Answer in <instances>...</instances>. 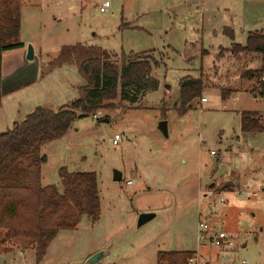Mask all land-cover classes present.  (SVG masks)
<instances>
[{"label": "rangeland", "instance_id": "1", "mask_svg": "<svg viewBox=\"0 0 264 264\" xmlns=\"http://www.w3.org/2000/svg\"><path fill=\"white\" fill-rule=\"evenodd\" d=\"M103 1L110 7L100 13ZM227 8L239 5L236 0H21V39L40 51L43 61L78 44L99 47L107 58L140 53L150 57L158 87L128 90L134 102L118 95L112 108L77 119L61 139L41 147L42 186L62 192L60 168L95 174L99 220L83 216L75 230L59 231L39 263L34 251L14 249L0 254V264H89L98 252L103 257L97 264H156L158 252L175 250L196 252L208 264H264V133L240 128L242 112L264 117L258 81L244 76L259 69L263 57L226 50L232 43L245 45L247 32L264 23L241 24L237 11ZM229 24L233 40L224 34L231 28H222ZM34 62L28 66L33 71ZM63 71L72 86L85 84L74 66ZM50 74L39 75L46 90L56 88ZM185 77L201 78L203 94L180 115L179 84ZM71 93L69 102L78 98ZM25 116L20 109L17 120ZM161 121L167 122V138L157 128ZM116 134L121 141L114 146ZM114 170L121 173L118 182ZM144 213L155 217L138 227ZM199 221L209 225L207 239L199 240ZM213 231L224 232L227 243L215 247L209 240Z\"/></svg>", "mask_w": 264, "mask_h": 264}, {"label": "trees", "instance_id": "2", "mask_svg": "<svg viewBox=\"0 0 264 264\" xmlns=\"http://www.w3.org/2000/svg\"><path fill=\"white\" fill-rule=\"evenodd\" d=\"M20 6L21 0H0V85L2 53L24 46L19 42ZM224 34L233 38L232 32ZM234 49L263 57L259 69L244 74L258 81L259 94L263 96L264 33L249 32L245 46L232 43L231 54ZM114 58H107L99 47L78 44L64 46L55 58L42 60L43 74L65 65L74 66L85 85L77 88V99L57 111L37 107L22 122L0 133V254L12 253L14 249L32 250L39 263L59 231L75 230L83 216L92 223L99 220L100 197L95 174L70 173L60 168L62 192L54 185L42 186L40 149L61 139L77 119L112 108L111 102L118 95L121 101L134 102L127 95L128 90L140 93L157 89L158 82L151 76L149 56L130 53ZM179 86L176 111L184 115L192 108V103L201 98L203 82L201 78L185 77ZM240 115L242 133H264V117L253 112ZM194 254L158 252L156 264H187Z\"/></svg>", "mask_w": 264, "mask_h": 264}, {"label": "crops", "instance_id": "3", "mask_svg": "<svg viewBox=\"0 0 264 264\" xmlns=\"http://www.w3.org/2000/svg\"><path fill=\"white\" fill-rule=\"evenodd\" d=\"M236 3L239 5V8L231 10L227 8L226 11H237V16L235 18L241 23L250 24H259L264 23V0H236ZM22 14L20 9V21L21 29L19 34V42L24 46L23 48H17L9 51H5L1 55V100H0V133L6 132L13 128L15 124H18L24 120V118L30 114L37 107H47L51 108L54 111H57L59 108L65 106L69 102L71 91L76 92L77 88L82 86H72L70 81L64 75L67 73L65 70L67 65L59 67L51 71L49 76L53 75V78L56 81V88L46 90L41 81L39 80V75L41 72V54H38L33 51V61L35 59V71L32 70L31 61L26 59L27 51V41L21 39L22 35ZM232 25H228L224 28H231ZM264 28L255 29L249 32L261 31ZM223 32V31H222ZM247 32V34L249 33ZM233 35V30H232ZM233 40V38H232ZM237 44V43H235ZM232 45V44H231ZM240 45V44H239ZM245 46V45H241ZM231 48V46H230ZM230 48L226 49L229 50ZM225 50V49H223ZM37 56V57H36ZM36 57V58H35ZM38 58V60H37ZM18 69L16 73L15 70ZM25 70L22 75H20V70ZM20 73V74H19ZM65 78V79H64ZM52 79V78H50ZM36 87L44 90L43 95H40L39 92H36ZM22 101V104L20 103ZM19 101V102H18ZM207 103V102H206ZM20 109L26 113V116L23 120H17ZM229 192H232L229 191ZM220 192V193H229ZM175 251H184V250H175ZM19 253H22L18 251ZM196 253V252H195ZM198 254V253H196ZM201 257V256H200ZM202 259V258H201ZM203 261V260H202ZM206 264V262H204ZM208 264V263H207ZM210 264V263H209Z\"/></svg>", "mask_w": 264, "mask_h": 264}, {"label": "built area", "instance_id": "4", "mask_svg": "<svg viewBox=\"0 0 264 264\" xmlns=\"http://www.w3.org/2000/svg\"><path fill=\"white\" fill-rule=\"evenodd\" d=\"M109 7H110V3L108 1H103L101 3L100 8H99V12L105 13ZM261 80L264 81V74L262 75ZM206 102H207L206 98L201 99L202 104H205ZM120 141H121V137L118 134H116V135H114L111 143H112V145L116 146V145H118V143ZM211 154H213V152ZM127 184H130V182H127ZM222 202L223 201H221V203ZM198 228H199V231H198L199 240L207 239L206 236H207L208 231H209V225L205 222L199 221ZM209 240L215 247H221L227 243L226 234L222 231H217V232L213 231L212 237H210ZM187 264H205V263H203L200 255L195 253L194 256L188 260ZM221 264H228V263L224 262ZM241 264H246V262L241 261Z\"/></svg>", "mask_w": 264, "mask_h": 264}, {"label": "water", "instance_id": "5", "mask_svg": "<svg viewBox=\"0 0 264 264\" xmlns=\"http://www.w3.org/2000/svg\"><path fill=\"white\" fill-rule=\"evenodd\" d=\"M26 59L28 61H31L33 59V48L29 45L27 46V51H26ZM105 123L108 122V120H104ZM158 130L161 132V134L167 138L168 137V130H167V122L166 121H161L159 122L158 124ZM45 160V159H44ZM121 180V173L117 170H114L113 171V181L114 182H118ZM212 186V185H211ZM155 217V215L153 213H144V214H141L139 217H138V222H137V226L138 227H141L142 225H144L145 223H147L148 221H150L151 219H153ZM103 257V253L102 252H98V253H95L93 255H91L87 262L89 264H97L100 259Z\"/></svg>", "mask_w": 264, "mask_h": 264}]
</instances>
